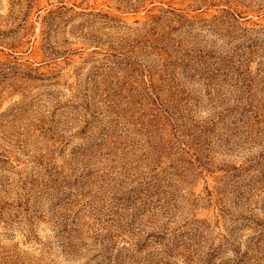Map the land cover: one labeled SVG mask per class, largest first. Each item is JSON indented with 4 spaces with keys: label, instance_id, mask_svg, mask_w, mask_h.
I'll return each mask as SVG.
<instances>
[{
    "label": "rangeland",
    "instance_id": "374dc122",
    "mask_svg": "<svg viewBox=\"0 0 264 264\" xmlns=\"http://www.w3.org/2000/svg\"><path fill=\"white\" fill-rule=\"evenodd\" d=\"M0 264H264V0H0Z\"/></svg>",
    "mask_w": 264,
    "mask_h": 264
}]
</instances>
